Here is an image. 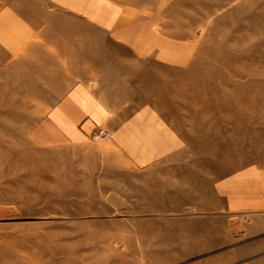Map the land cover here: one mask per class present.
<instances>
[{
  "label": "rangeland",
  "instance_id": "rangeland-1",
  "mask_svg": "<svg viewBox=\"0 0 264 264\" xmlns=\"http://www.w3.org/2000/svg\"><path fill=\"white\" fill-rule=\"evenodd\" d=\"M58 49L127 95L123 131L42 124ZM142 107L160 118L127 127ZM246 171L264 181V0H0V264H264V208L218 188Z\"/></svg>",
  "mask_w": 264,
  "mask_h": 264
},
{
  "label": "crops",
  "instance_id": "crops-1",
  "mask_svg": "<svg viewBox=\"0 0 264 264\" xmlns=\"http://www.w3.org/2000/svg\"><path fill=\"white\" fill-rule=\"evenodd\" d=\"M111 9V12L114 13V9ZM113 13L110 16L107 13L105 16L99 13L97 14L99 20L96 19L93 22L98 23L100 20H105V24H111L110 27L114 28L112 23ZM133 31L131 30V33ZM108 34L113 40L119 39L118 41H120L125 32L114 30L113 33L108 32ZM59 50L57 58L48 59L46 69L41 66L34 70L37 72L34 73V76L42 80L41 86L48 87V97L41 100L47 104L46 108L41 111L42 124L72 146L90 142L91 136L96 130H108L111 135L113 132H117L118 126H121L120 130L123 131V122L118 123V120L122 117L120 112L127 108L124 105L125 103L128 104L129 101V99L127 101V95L121 102H118L117 98L113 96V90L109 92L106 89L105 94L100 93L91 86L93 72L82 69L74 59H69L65 63V59L60 58L64 53L59 52ZM108 67L106 65L104 71ZM25 77L30 78V75L25 74ZM120 95L122 96V93ZM149 113L158 116L153 109L150 110V107L148 109L139 108L131 116L125 115L126 120L129 118L132 120L128 121L126 126L129 127L140 117L146 118L145 116H148ZM158 117L160 118V116ZM119 147L121 145H115L116 154L124 155L128 160V155L124 153V149ZM176 149L175 145L168 147V153L165 157L168 162L173 160L172 151H176ZM147 150L151 152L155 166L156 157H158V160L160 159V146L152 144ZM256 176V172L246 171L218 186L230 211L251 213L252 209L264 208V181L258 180ZM181 191L185 192V189H181Z\"/></svg>",
  "mask_w": 264,
  "mask_h": 264
},
{
  "label": "built area",
  "instance_id": "built-area-1",
  "mask_svg": "<svg viewBox=\"0 0 264 264\" xmlns=\"http://www.w3.org/2000/svg\"><path fill=\"white\" fill-rule=\"evenodd\" d=\"M110 136V132L108 130H96L91 136L90 141L92 143H98L107 139Z\"/></svg>",
  "mask_w": 264,
  "mask_h": 264
}]
</instances>
